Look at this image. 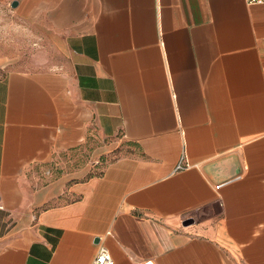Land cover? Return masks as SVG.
Returning <instances> with one entry per match:
<instances>
[{
	"label": "crops",
	"instance_id": "0c3cea01",
	"mask_svg": "<svg viewBox=\"0 0 264 264\" xmlns=\"http://www.w3.org/2000/svg\"><path fill=\"white\" fill-rule=\"evenodd\" d=\"M7 4L64 57L0 74V264H264V4ZM91 128L102 172L43 182Z\"/></svg>",
	"mask_w": 264,
	"mask_h": 264
},
{
	"label": "rangeland",
	"instance_id": "374dc122",
	"mask_svg": "<svg viewBox=\"0 0 264 264\" xmlns=\"http://www.w3.org/2000/svg\"><path fill=\"white\" fill-rule=\"evenodd\" d=\"M0 12V74L14 68L37 69L50 67L63 57L50 45L45 37L48 33L44 21H32L19 18L11 4H7ZM112 140L103 139L91 128L90 136L82 147L66 151L47 166L42 175L43 182L61 175L73 174L81 169L89 168L88 175L99 174L109 159L111 152L107 149Z\"/></svg>",
	"mask_w": 264,
	"mask_h": 264
},
{
	"label": "built area",
	"instance_id": "2783aa9c",
	"mask_svg": "<svg viewBox=\"0 0 264 264\" xmlns=\"http://www.w3.org/2000/svg\"><path fill=\"white\" fill-rule=\"evenodd\" d=\"M250 4H264V0H246ZM178 168H183L182 164H178ZM92 264H116V261L111 253L110 248L100 243L97 253L92 261Z\"/></svg>",
	"mask_w": 264,
	"mask_h": 264
},
{
	"label": "bare ground",
	"instance_id": "6f19581e",
	"mask_svg": "<svg viewBox=\"0 0 264 264\" xmlns=\"http://www.w3.org/2000/svg\"><path fill=\"white\" fill-rule=\"evenodd\" d=\"M149 264H154V263H149Z\"/></svg>",
	"mask_w": 264,
	"mask_h": 264
},
{
	"label": "water",
	"instance_id": "95a60500",
	"mask_svg": "<svg viewBox=\"0 0 264 264\" xmlns=\"http://www.w3.org/2000/svg\"><path fill=\"white\" fill-rule=\"evenodd\" d=\"M189 222H186V224H188Z\"/></svg>",
	"mask_w": 264,
	"mask_h": 264
}]
</instances>
